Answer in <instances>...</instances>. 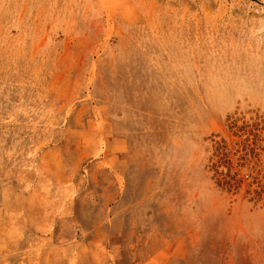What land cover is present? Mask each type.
<instances>
[{
    "label": "rangeland",
    "instance_id": "374dc122",
    "mask_svg": "<svg viewBox=\"0 0 264 264\" xmlns=\"http://www.w3.org/2000/svg\"><path fill=\"white\" fill-rule=\"evenodd\" d=\"M0 264H264V0H0Z\"/></svg>",
    "mask_w": 264,
    "mask_h": 264
}]
</instances>
